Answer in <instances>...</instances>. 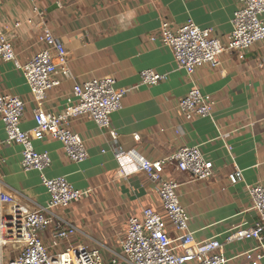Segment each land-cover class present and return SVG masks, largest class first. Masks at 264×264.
<instances>
[{
	"label": "crops",
	"instance_id": "crops-1",
	"mask_svg": "<svg viewBox=\"0 0 264 264\" xmlns=\"http://www.w3.org/2000/svg\"><path fill=\"white\" fill-rule=\"evenodd\" d=\"M34 6L43 16L34 13ZM239 6V0H4L0 5V30L12 42L21 64L43 48L39 34L45 26L65 45L71 75L57 76L61 84L47 92V112L61 113L75 84L112 76L117 88L125 91L123 108L111 115L119 148L136 149L150 160H159L183 146L200 147L214 164L212 178L195 181L173 164L165 167L164 177L180 184V202L194 238L221 241L226 264H251L247 254L263 247L256 240L227 243L226 237L258 219L245 183L264 184V43L247 51L225 52L219 66L202 65L189 77L178 67L171 49L151 37L159 35L164 20L178 28L192 18L226 44ZM147 68L165 74V79L156 85L143 84L141 71ZM193 86L214 97L213 118L186 120L181 113L179 100ZM5 94L25 101L21 128L32 130L35 102L29 85L14 62L0 58V95ZM70 128L87 145L89 157L82 163L68 158L62 142L52 137L35 139L33 144L52 159L47 177L65 176L76 188L93 190L80 209L73 203L60 213L79 229L72 244L99 247L110 259L120 253L131 215L148 206L164 215L157 184L144 172L121 174L108 131L93 120L73 118ZM5 138L0 120L4 233L50 198L40 172L23 169L22 146L5 144ZM236 165L243 170L245 182L232 184L229 174ZM77 212H82V219L75 218ZM167 227L174 249L181 252L180 234L169 222Z\"/></svg>",
	"mask_w": 264,
	"mask_h": 264
},
{
	"label": "built area",
	"instance_id": "built-area-1",
	"mask_svg": "<svg viewBox=\"0 0 264 264\" xmlns=\"http://www.w3.org/2000/svg\"><path fill=\"white\" fill-rule=\"evenodd\" d=\"M3 2L0 0V5ZM239 3L231 19L232 30L226 44L213 34L212 29L199 26L192 18L178 28L164 20L159 35H153L151 40L158 38L169 47L178 67L189 77L202 65L217 67L223 53L247 51L258 42L264 43V0H239ZM33 10L40 16L44 14L36 6ZM39 41L43 48L30 61L21 64L12 42L0 30V58L14 62L22 70L35 102L36 121L32 130H23L25 101L17 95H0V120L6 132L3 142L22 146L23 169L39 171L50 196L44 207L28 212L19 225L4 233L0 175V264L6 262L4 248L7 246L11 249L7 264H226L228 259L221 241L194 238L189 229V215L180 202V184L174 178L164 177L165 167L173 164L175 170L188 173L195 181L208 180L214 175L213 162L205 157L198 145L183 146L159 160H150L136 149L119 148V133L112 126L111 115L123 108L125 91L117 88V81L112 76L75 84L64 110L61 113L47 112L44 109L47 92L61 84L57 78L59 74L70 77L71 72L65 45L49 26L41 29ZM165 77L153 68L141 71V82L146 85H156ZM215 104L212 95L193 86L179 100L178 106L185 119L192 120L213 118ZM79 116L93 120L108 131L109 144L121 174L144 172L157 184L164 211L163 215L160 210L148 206L140 214L131 215L120 241L121 251L110 259L99 247L72 244L71 240L79 229L60 213L73 203L84 200L93 190L76 188L65 176L47 177L45 171L52 159L47 151H38L33 144L35 139L52 137L62 142L68 158L77 163L84 162L89 157L87 145L81 135L70 128L71 119ZM134 137L139 139V135ZM229 180L232 184L245 182L243 170L236 165ZM245 187L258 219L252 226L230 233L226 242L258 241L263 245L262 249L254 254L248 253L247 258L251 264H261L264 258V184L245 183ZM167 222L180 234L181 252L174 249ZM13 252L16 253L14 258Z\"/></svg>",
	"mask_w": 264,
	"mask_h": 264
},
{
	"label": "rangeland",
	"instance_id": "rangeland-1",
	"mask_svg": "<svg viewBox=\"0 0 264 264\" xmlns=\"http://www.w3.org/2000/svg\"><path fill=\"white\" fill-rule=\"evenodd\" d=\"M82 204H86V202L85 203H83V200L81 201V202H78V203H75V205H73L74 207H77L76 205H78V208L80 209V207L82 206ZM78 209V210H79ZM83 215H82V212H81V214H80V212H77V214L75 215V218L77 217V218H79V219H82L83 217H82ZM87 217V214H84V219ZM10 251H11V249H10V246H7V247H5L4 248V253H5V260H6V262H8L9 261V253H10ZM120 251H121V246H120ZM105 254H107L106 252H104ZM16 256V253H12V257L14 258ZM5 262V264H7Z\"/></svg>",
	"mask_w": 264,
	"mask_h": 264
}]
</instances>
